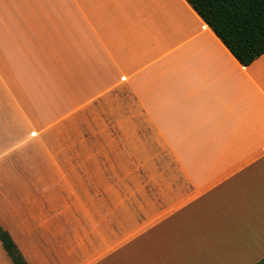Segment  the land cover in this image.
I'll use <instances>...</instances> for the list:
<instances>
[{
    "label": "crops",
    "instance_id": "obj_1",
    "mask_svg": "<svg viewBox=\"0 0 264 264\" xmlns=\"http://www.w3.org/2000/svg\"><path fill=\"white\" fill-rule=\"evenodd\" d=\"M0 264H264V54L186 0H0Z\"/></svg>",
    "mask_w": 264,
    "mask_h": 264
},
{
    "label": "trees",
    "instance_id": "obj_2",
    "mask_svg": "<svg viewBox=\"0 0 264 264\" xmlns=\"http://www.w3.org/2000/svg\"><path fill=\"white\" fill-rule=\"evenodd\" d=\"M243 66L264 54V0H186Z\"/></svg>",
    "mask_w": 264,
    "mask_h": 264
},
{
    "label": "rangeland",
    "instance_id": "obj_3",
    "mask_svg": "<svg viewBox=\"0 0 264 264\" xmlns=\"http://www.w3.org/2000/svg\"><path fill=\"white\" fill-rule=\"evenodd\" d=\"M76 85L79 86L78 88L76 87V90L78 92H81L78 89L83 87L84 81L83 80L79 81L78 79H76ZM60 105L61 106L63 105L62 107H65V106L68 107L67 103H66V105H64L63 103H60ZM90 108L91 109H89L88 111H95V112H100V113H105V112L114 113L116 110L115 109V103L112 101H108V103H106V104L103 102L102 103H95V104H92L90 106ZM77 110H78V108H77ZM87 113L88 112L76 113L74 119L70 118V114H66L64 117L61 118L60 123L57 126H55V127H59L57 129H55L56 130L55 133L59 132L61 134H65L63 137L65 139H67L68 138L67 137L68 131L65 132L66 130H71V129L82 130L87 125V120H86ZM107 122H108L109 126H112L115 123L114 120H107Z\"/></svg>",
    "mask_w": 264,
    "mask_h": 264
}]
</instances>
